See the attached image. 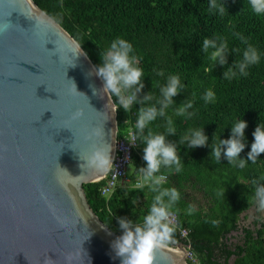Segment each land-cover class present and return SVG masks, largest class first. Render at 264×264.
Wrapping results in <instances>:
<instances>
[{"label":"trees","instance_id":"1","mask_svg":"<svg viewBox=\"0 0 264 264\" xmlns=\"http://www.w3.org/2000/svg\"><path fill=\"white\" fill-rule=\"evenodd\" d=\"M33 1L78 43L94 66L99 65V53L113 39L121 37L131 42L135 54L142 58L139 66L145 74L144 88L137 94L139 101L151 94L155 103L159 87L169 75H179L184 84L173 98L174 105L166 110L176 128L175 135H166V142L176 145L183 168L180 173L161 170L167 175L164 187H175L180 192V200L169 208V212L177 214L179 226L173 227L170 239L161 243L188 245L199 264H264V219L261 217L254 229L240 225L241 217L255 208L251 180L264 175V153L244 169L228 165L223 156L218 164L210 158L211 144L230 138L232 122L242 118L248 127L247 146L240 157L246 160L252 133L259 123H264V17L253 15L247 0H224L228 14L223 17L208 12V0ZM237 32L257 48L261 60L247 69L246 77L228 81L223 79V72L241 58L231 49L242 51L246 47L234 37ZM216 36L228 43L227 64L216 65L206 73L204 69L210 62L201 51L202 41ZM161 70L164 77L156 75ZM207 89L215 93L214 103L205 104L201 99ZM188 101L193 102L191 119L176 116L175 108ZM143 106L134 104L130 113L117 111L118 136L132 127ZM166 127L163 117L150 125L153 132L159 133H165ZM196 128H204L208 145L194 149L181 145L187 130ZM137 142L128 182L110 198L101 195L103 181L84 185L90 207L117 235L123 234L120 219L133 227L142 226L155 195L148 190L149 184L136 188L138 183L143 184L138 170L146 167L144 145ZM167 200L165 197V203ZM190 207L194 211L189 212ZM181 230L188 231L187 239L181 237Z\"/></svg>","mask_w":264,"mask_h":264},{"label":"water","instance_id":"2","mask_svg":"<svg viewBox=\"0 0 264 264\" xmlns=\"http://www.w3.org/2000/svg\"><path fill=\"white\" fill-rule=\"evenodd\" d=\"M0 28V264H121L111 248L121 235L84 191L112 164L113 99L78 43L33 0H0ZM97 146L110 156L102 174L87 162ZM168 245L153 264H187L190 247Z\"/></svg>","mask_w":264,"mask_h":264},{"label":"clouds","instance_id":"3","mask_svg":"<svg viewBox=\"0 0 264 264\" xmlns=\"http://www.w3.org/2000/svg\"><path fill=\"white\" fill-rule=\"evenodd\" d=\"M247 4L253 15L264 17V0H247ZM208 12L220 17L228 14L224 0H208ZM6 30L0 28V31ZM236 39H239L246 47L240 49H231L234 53L240 55V59L235 62L233 67H228L223 72V79L231 81L235 78L246 77L247 69L257 65L261 60V53L256 47L249 44L247 39L240 33H233ZM219 41V43H217ZM229 50L228 43L221 37L216 39L204 38L201 45V51L205 53L209 66L204 71L211 72L216 65L224 66L227 64L226 54ZM87 55L86 53H82ZM141 57L135 54L133 45L128 40L117 37L99 53L100 63L94 67L95 75L102 81V91L110 98H114L113 112L123 110L125 113L132 111L133 105L142 103L135 122L128 130L127 140L130 143L139 141L144 145L143 159L146 167L139 169L143 184L138 183L137 189H142L144 184H149V191L155 193L148 214L141 221L142 226H132L124 219L119 220V226L122 230L121 237L111 244L115 256L120 259L121 264H153V253L162 241L169 240L174 229L170 226L169 208L180 200V192L175 187H164L167 175L162 169L175 173H180L183 164L178 155L177 147L174 144L166 142V135H175L176 128L173 121L167 116L170 106L174 105L173 98L180 94L184 88L179 75H169L165 83L159 87V98L155 99L149 94L142 101L137 99V94L144 88V70L141 68ZM73 65V61L70 64ZM156 75L164 77L165 73L156 71ZM72 87H76L72 84ZM93 95L96 90L92 89ZM201 99L205 104L214 103L215 93L211 89L205 90ZM160 105L159 109L156 105ZM193 102L188 101L185 104L175 108V115L191 119L194 115L192 111ZM163 117L166 120L167 127L165 133L153 132L150 125L158 118ZM247 122L242 118L232 122L230 126V138L219 139L218 142L211 144L210 158L215 163H219L221 157L237 169H244L251 164H255L262 153H264V123H259L252 133L253 142L247 159H242L240 153L247 146L245 129ZM145 130L147 134L145 135ZM94 135L98 137L95 132ZM208 136L204 134V128L188 129L181 137L180 144L187 145L189 148L204 147L208 145ZM88 166L95 169L99 174L108 170L110 156L106 147L97 146L91 153L88 160ZM130 172V171H129ZM99 182H102L99 181ZM97 182V183H99ZM104 182V181H103ZM254 191L251 201L257 213H264V175L251 180ZM222 193H218L220 195ZM167 197V203L164 198ZM106 198V197H105ZM110 198V197H109ZM135 203V201H133ZM194 211L189 208V212ZM173 213V212H172ZM177 215V214H176ZM168 245V244H166ZM191 249V248H190ZM186 261V259H185ZM188 263V262H186Z\"/></svg>","mask_w":264,"mask_h":264},{"label":"built area","instance_id":"4","mask_svg":"<svg viewBox=\"0 0 264 264\" xmlns=\"http://www.w3.org/2000/svg\"><path fill=\"white\" fill-rule=\"evenodd\" d=\"M129 130V129H128ZM128 130L123 136H116L115 149L111 167L106 174L104 185L101 188V195L109 198L118 188L122 187L128 181L129 168L132 166L134 154L138 148V142L130 143L127 140ZM141 184V183H140ZM171 227L177 228L179 226V218L175 213L170 212ZM181 237L183 239L188 238V231L181 230ZM187 264H199V261L191 249L188 250L186 255Z\"/></svg>","mask_w":264,"mask_h":264},{"label":"crops","instance_id":"5","mask_svg":"<svg viewBox=\"0 0 264 264\" xmlns=\"http://www.w3.org/2000/svg\"><path fill=\"white\" fill-rule=\"evenodd\" d=\"M261 217L264 219L263 213H259V215H257L256 217L253 215V213H251V215H249V213H245L241 217L240 225L241 227H251L254 229L255 223L259 221Z\"/></svg>","mask_w":264,"mask_h":264},{"label":"rangeland","instance_id":"6","mask_svg":"<svg viewBox=\"0 0 264 264\" xmlns=\"http://www.w3.org/2000/svg\"><path fill=\"white\" fill-rule=\"evenodd\" d=\"M130 173L132 172V167L129 168ZM128 182V181H127ZM249 215H251V213H253V215L256 217L257 215H259V213L256 212L255 208H252L249 212ZM264 214V213H263ZM166 245V244H165ZM169 246V245H166Z\"/></svg>","mask_w":264,"mask_h":264},{"label":"bare ground","instance_id":"7","mask_svg":"<svg viewBox=\"0 0 264 264\" xmlns=\"http://www.w3.org/2000/svg\"><path fill=\"white\" fill-rule=\"evenodd\" d=\"M174 252L179 255L181 257V255H183V253L181 251H179L178 249L174 250Z\"/></svg>","mask_w":264,"mask_h":264}]
</instances>
